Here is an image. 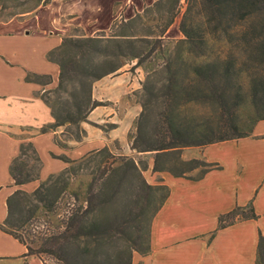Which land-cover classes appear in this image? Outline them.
<instances>
[{
  "label": "trees",
  "instance_id": "16d2710c",
  "mask_svg": "<svg viewBox=\"0 0 264 264\" xmlns=\"http://www.w3.org/2000/svg\"><path fill=\"white\" fill-rule=\"evenodd\" d=\"M50 2L0 0V13L10 11L0 22L22 18ZM182 9V0H156L133 18L115 21L109 33L89 37L75 29L64 37L48 53L60 73L57 86L41 95L53 118L41 131L66 127L70 139L81 141V124L96 108L106 106L93 97L95 83L136 61L145 80L134 94L141 111L135 132L129 134L131 150L154 153L153 171L176 177L202 168L201 177L216 168L199 159L184 161L181 154L185 148L246 138L264 121V0H185L179 25L184 38L165 42ZM27 80L51 83L50 76L30 74ZM248 100L261 116L245 133L238 113ZM29 152L37 163L33 167L24 160ZM89 156L101 159L84 164L89 169L95 162L96 167L88 173L85 205L66 214L57 228L49 221L41 230L33 219L56 215V204L77 175L76 164ZM110 156L105 147L79 162L62 158L68 165L62 172L40 182L32 193L17 190L8 198V216L0 229L27 248L25 257L47 256L59 264H132L135 253L148 255L152 222L170 190L164 184H149L132 158L122 157L117 167L102 170ZM41 168L34 145L24 143L10 172L15 185L21 186L39 180ZM257 218L250 203L221 215L218 228ZM256 264H264L261 233Z\"/></svg>",
  "mask_w": 264,
  "mask_h": 264
},
{
  "label": "crops",
  "instance_id": "0c3cea01",
  "mask_svg": "<svg viewBox=\"0 0 264 264\" xmlns=\"http://www.w3.org/2000/svg\"><path fill=\"white\" fill-rule=\"evenodd\" d=\"M154 2L51 0L22 18L0 22V224L8 216V198L17 190H32L25 184L16 186L10 172L22 144L32 143L42 163L40 178L33 181L35 187L68 166L62 158L78 160L108 145L105 134L112 129L96 132L84 124L87 136L82 142L70 139L61 144L57 140L61 127L41 131L53 123L41 95L57 86L60 73L58 65L48 60V53L61 44L72 28L89 37L109 32L115 21L131 19ZM30 74L50 76L51 83L28 81ZM127 74L96 82L94 99L104 101L97 93L98 86L115 81L113 86L123 90L108 100L120 102L134 86ZM123 78L130 85H118ZM182 159H199L217 167L201 177L156 172L170 194L152 222L150 253L135 254L132 264H256L259 235L264 234V121L258 122L246 138L185 148ZM153 168L154 162L152 171ZM250 203L257 219L237 220L226 228H218L221 215ZM26 253L23 244L0 229V262H35V257H25Z\"/></svg>",
  "mask_w": 264,
  "mask_h": 264
},
{
  "label": "rangeland",
  "instance_id": "374dc122",
  "mask_svg": "<svg viewBox=\"0 0 264 264\" xmlns=\"http://www.w3.org/2000/svg\"><path fill=\"white\" fill-rule=\"evenodd\" d=\"M146 7L149 6H145V8ZM182 7H183L182 12L176 18L174 24L170 27V29L164 36L165 42H169L170 44H173L184 38V36L179 30V25L185 7V0H182ZM9 12L10 11H6L3 13L1 12L0 13L1 18L5 19ZM119 20L121 19H118V21ZM137 28L139 31H141L143 29V26L138 24ZM75 29L76 28H72L69 35L73 34ZM136 63H137L136 61H129L118 73L111 75L108 78V79H113L118 75L128 73L127 74L128 79H131L132 82L134 81V86L131 89L129 88L130 90H128L129 94L124 96V98L120 100V102H117L115 104L108 100L109 98H115L123 90L122 87H117V85L113 86L114 84L112 83H114L115 81L110 82V84L107 86L106 85L101 87L98 86L97 93L101 94L102 98L105 99L102 102H105L106 106H101L96 108L89 115L88 121L81 124L82 129H84L85 131V135L83 136L82 140L78 142H82L84 138L87 136V132L83 126L84 124L90 127L91 129H94V131L96 132L101 131L106 133L108 130L111 129L112 130L105 134V141L108 143V145L101 147V149L99 150H95L85 154L83 157L78 159V162L81 161L82 158L107 147L111 151V156L109 157L108 162L104 164V166L101 168L102 170H104L105 167H110V165L112 164L113 167H117L122 157L132 158L142 169L143 176L146 179V181L151 185H159L161 184L160 176L156 172L152 171L155 154L142 153V155H139V153L133 150L131 152L130 150L131 146H130L129 134L135 132V120L141 111V106L137 102V96L134 94L140 92L142 88V83L145 80L144 70L142 68H135ZM123 79L124 80L121 84L117 82L118 85L126 86V83L127 82L129 83V80H127L126 78ZM201 114H202L201 116H204V120H207L208 117L207 114H204V112H201ZM238 114L240 117V125L242 127V131L245 133H248L250 131L251 126L253 125L255 119L261 116L260 112L251 102V100L250 101L248 100L246 104H244V106L240 107ZM107 121L109 123L117 124V127L114 128L115 125L108 124ZM61 128H62V133L58 135V139H57L58 142H60V144L67 140H70L68 129L66 127H61ZM71 129L72 131L76 132V128L72 127ZM33 156L34 155L32 154V152H29L28 157L24 158V160H26L29 163L30 167H33L37 164L35 163ZM92 159L100 160L101 157L95 156L93 158L89 156L86 159V161L82 162L81 164H76L77 175L72 180L71 182L72 184L69 190H67V192L64 195H62V198L56 204V215L52 217L50 216L44 217L43 215L39 214L36 218L33 219V224L40 226L41 230H45L47 228V224L48 223L50 224L49 221H51L53 227L57 228L59 226V221L63 220L66 214L71 212L73 209L80 207L81 205H85L84 203L85 190H86V185L90 180V176L88 173H91L93 170L96 171L95 170L96 167H95V162L90 164L89 169H86L84 167V164H86L88 161H92ZM201 169L202 168H198L197 170L189 172L187 175L191 177L198 176ZM25 185H26L25 187L32 189L31 191H28L26 190V188H24V190L28 193H32L38 188V186L36 187L34 186L35 183L33 182L27 183ZM34 259L35 262L32 259L33 261H31V263L33 262L34 264H59L57 261L47 256H39V257H35ZM16 261L18 260L16 259H12L8 261L3 260L2 262H0V264H6V263L15 264Z\"/></svg>",
  "mask_w": 264,
  "mask_h": 264
}]
</instances>
